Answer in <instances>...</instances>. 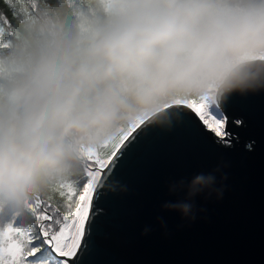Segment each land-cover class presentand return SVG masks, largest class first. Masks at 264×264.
Instances as JSON below:
<instances>
[{
    "label": "clouds",
    "instance_id": "1",
    "mask_svg": "<svg viewBox=\"0 0 264 264\" xmlns=\"http://www.w3.org/2000/svg\"><path fill=\"white\" fill-rule=\"evenodd\" d=\"M10 5L12 20L0 25V233L74 184L90 157L106 158L130 129L171 131L184 103L220 106L233 95L264 93V0ZM226 138L219 144L231 146ZM226 168L221 161L170 181L176 199L161 210L194 223L205 212L198 197L224 198ZM96 182L129 191L111 173Z\"/></svg>",
    "mask_w": 264,
    "mask_h": 264
},
{
    "label": "water",
    "instance_id": "2",
    "mask_svg": "<svg viewBox=\"0 0 264 264\" xmlns=\"http://www.w3.org/2000/svg\"><path fill=\"white\" fill-rule=\"evenodd\" d=\"M219 108L243 122L229 124L231 146L220 145L184 106L179 110L191 125L181 120L171 131L141 125L124 142L116 155L127 152L111 174L129 191L111 193L96 183L88 211L89 220L96 213L95 225L81 264H264V93L233 95ZM146 126L150 131L129 147ZM115 159L101 169L99 180L108 176ZM221 161L228 176L221 201L198 197L197 206L205 212L194 223L161 210L164 202L176 199L168 195L170 181L190 179ZM146 227L151 231L144 236ZM87 234L86 225L78 257Z\"/></svg>",
    "mask_w": 264,
    "mask_h": 264
},
{
    "label": "snow or ice",
    "instance_id": "3",
    "mask_svg": "<svg viewBox=\"0 0 264 264\" xmlns=\"http://www.w3.org/2000/svg\"><path fill=\"white\" fill-rule=\"evenodd\" d=\"M15 4V0H10ZM7 19L0 18V22L3 24ZM182 106L193 110L199 118V121L206 126V130H210L215 137L220 138L218 143H225L224 137L231 138V132L226 130L224 125L228 123L227 117L224 112L220 110L219 106H210L206 101L184 103ZM181 120L189 125L192 121L188 115L180 111ZM234 123H240V121H234ZM140 126L130 129L120 140V142L111 151V154L106 158H100L92 156L88 159L93 162L97 167L95 169L87 167V181L86 187H83V194H79L78 199L83 202V206L80 203L69 204L68 214L59 216L55 209L52 213H49L47 207L40 210V200L33 206V216H35L41 223H39V233L37 235H26L20 228H14L10 226L6 232L0 233V264H81V257L86 253L92 240V230L95 225L96 213H93L92 220L88 219V208L91 204V192L94 190L97 177L100 175L101 169L105 165L112 161L115 157V162L112 163V167L108 169V173H111L115 169L126 154L122 152L120 156H117V152L124 145L125 141L129 140L132 133ZM198 131V129H196ZM150 131L149 127H145L140 133L132 137V141L129 142V147L135 143L140 137L146 135ZM107 175V174H106ZM71 199V197H69ZM99 207V204H97ZM45 221H52L57 227L52 230V224L43 223ZM87 221V238L84 240V248L80 252V256H77V248L79 247L80 240L85 236V224ZM71 232V240L69 242L68 234ZM33 241H36L33 243ZM43 249V251H41ZM31 257L32 259H27ZM76 257L75 259H72Z\"/></svg>",
    "mask_w": 264,
    "mask_h": 264
},
{
    "label": "trees",
    "instance_id": "4",
    "mask_svg": "<svg viewBox=\"0 0 264 264\" xmlns=\"http://www.w3.org/2000/svg\"><path fill=\"white\" fill-rule=\"evenodd\" d=\"M17 3L18 0H15V4ZM14 11L15 9L10 5V0H0V18H5L9 22H11ZM0 25H3V23L0 22ZM237 120L240 121L239 118L227 116L228 123L226 124L225 128L229 130V124L231 123L235 124L234 121ZM87 167L96 168L97 166L93 162L89 161ZM87 179H88L87 173L85 172L81 177L77 179V181L74 184L66 186L58 191L51 193L47 197L41 199L40 210H42L44 207H47L49 213L51 214L52 210L55 209V212L59 216H63L68 214L69 204L80 203L82 206L83 202L79 201L78 196L79 194H83V187L87 186L86 185ZM69 197H71V199H69ZM39 223H41V221H39L35 216L29 215L25 220L18 221L15 225H13V227L20 228L22 231L26 233V235H37L39 233V227H38ZM43 223L52 224V230L54 231L57 229V227H62V225L60 226L55 225L52 221H45ZM35 242L36 241H33V243ZM41 251H43V249ZM27 259H32V258L29 257Z\"/></svg>",
    "mask_w": 264,
    "mask_h": 264
},
{
    "label": "rangeland",
    "instance_id": "5",
    "mask_svg": "<svg viewBox=\"0 0 264 264\" xmlns=\"http://www.w3.org/2000/svg\"><path fill=\"white\" fill-rule=\"evenodd\" d=\"M213 108H214V106H213ZM224 127H226V125H224ZM217 138V140H219L220 138H218V137H216ZM231 138H233L232 137V135H231ZM227 142H225V144H226ZM106 166V165H105ZM98 178H99V176H98ZM97 183V182H96ZM96 185V184H95ZM95 187V186H94ZM91 195H92V192H91ZM83 206V205H82ZM88 211H89V208H88ZM86 223H87V221H86ZM85 227H86V224H85ZM68 236H69V242H70V240H71V232L68 234ZM81 241V240H80ZM79 248H77V250H78Z\"/></svg>",
    "mask_w": 264,
    "mask_h": 264
},
{
    "label": "bare ground",
    "instance_id": "6",
    "mask_svg": "<svg viewBox=\"0 0 264 264\" xmlns=\"http://www.w3.org/2000/svg\"><path fill=\"white\" fill-rule=\"evenodd\" d=\"M86 225H87V223H86ZM86 228V227H85Z\"/></svg>",
    "mask_w": 264,
    "mask_h": 264
}]
</instances>
